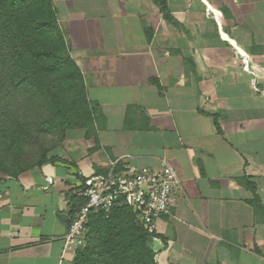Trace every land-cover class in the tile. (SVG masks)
<instances>
[{"label":"crops","instance_id":"obj_1","mask_svg":"<svg viewBox=\"0 0 264 264\" xmlns=\"http://www.w3.org/2000/svg\"><path fill=\"white\" fill-rule=\"evenodd\" d=\"M88 99L53 163L0 175V264H72V195L114 161L181 180L150 240L158 264H264V0H51ZM215 116V117H214ZM96 138V140H95ZM70 200V201H69Z\"/></svg>","mask_w":264,"mask_h":264},{"label":"trees","instance_id":"obj_2","mask_svg":"<svg viewBox=\"0 0 264 264\" xmlns=\"http://www.w3.org/2000/svg\"><path fill=\"white\" fill-rule=\"evenodd\" d=\"M153 2L171 20L166 0ZM98 113L52 1L0 0V175L16 177L53 163L57 157L50 153L68 129L83 128L94 136ZM240 181L251 191L254 208H264L255 184ZM71 198L75 213L85 198ZM154 234L135 222L127 205L90 212L72 264H158L149 243Z\"/></svg>","mask_w":264,"mask_h":264},{"label":"built area","instance_id":"obj_3","mask_svg":"<svg viewBox=\"0 0 264 264\" xmlns=\"http://www.w3.org/2000/svg\"><path fill=\"white\" fill-rule=\"evenodd\" d=\"M183 186L166 158L157 167H131L110 164L103 175L85 181L80 196L85 202L70 220L63 237L64 248L75 250L83 242V232L90 212L108 213L118 205H127L135 213V222L154 232L158 219L169 214L174 196Z\"/></svg>","mask_w":264,"mask_h":264},{"label":"rangeland","instance_id":"obj_4","mask_svg":"<svg viewBox=\"0 0 264 264\" xmlns=\"http://www.w3.org/2000/svg\"><path fill=\"white\" fill-rule=\"evenodd\" d=\"M5 175H6V174H5ZM82 244H83V242H82L80 245H82ZM78 246H79V245H78ZM78 246H77V247H78ZM77 247H76V248H77ZM76 248H75V249H76Z\"/></svg>","mask_w":264,"mask_h":264}]
</instances>
